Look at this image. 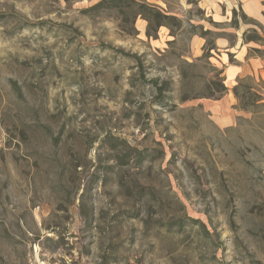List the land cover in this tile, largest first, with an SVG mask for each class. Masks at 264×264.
<instances>
[{"label":"rangeland","instance_id":"374dc122","mask_svg":"<svg viewBox=\"0 0 264 264\" xmlns=\"http://www.w3.org/2000/svg\"><path fill=\"white\" fill-rule=\"evenodd\" d=\"M99 1L0 0V264H264V85L220 105L194 6Z\"/></svg>","mask_w":264,"mask_h":264},{"label":"crops","instance_id":"0c3cea01","mask_svg":"<svg viewBox=\"0 0 264 264\" xmlns=\"http://www.w3.org/2000/svg\"><path fill=\"white\" fill-rule=\"evenodd\" d=\"M144 1L161 9L167 15L177 17L181 21V28L185 26V22L181 18L182 15L177 14L189 12L192 6L210 18L213 23L224 24V28L215 30L216 37L214 39L215 49L219 52L215 55L216 61L221 66V76L224 87L227 88V93L221 99L220 105L226 102L229 108L235 106L236 99L231 90L241 79L254 78L264 85V57L250 54V43L244 44L243 42V33L252 28L241 24L231 28L229 25L234 12H241L247 18L256 21L258 25H263L264 0H176V4H172L167 0ZM145 25H147V22L144 20ZM199 25L202 26L201 23ZM161 32L169 34L165 26L158 28V35ZM231 34L233 35L232 40L228 38ZM190 41V57L200 58L205 38L194 33L191 35Z\"/></svg>","mask_w":264,"mask_h":264},{"label":"trees","instance_id":"16d2710c","mask_svg":"<svg viewBox=\"0 0 264 264\" xmlns=\"http://www.w3.org/2000/svg\"><path fill=\"white\" fill-rule=\"evenodd\" d=\"M120 0H100L97 4H95L94 6H92L90 9L91 10H95V9H99L102 7H107L109 9H117L118 6H111L110 4H114L116 2H119ZM129 2L135 4L140 11L144 12V20L147 22L148 24V30L146 32V36L149 37H153V35L151 34L152 32L155 33L154 38L156 37V32L157 29L160 26H163V21L165 20H173L176 21L177 19L173 16L167 15L166 13H164L161 9L151 6L149 4H147L145 1L143 2H138L136 0H128ZM90 10V11H91ZM236 12L233 13V15H235ZM241 16L244 20H249L250 23H254L255 21H253L252 19L247 18L243 13H241ZM256 26H259V28L261 29V31L263 32L264 35V30L263 28L258 25L255 24ZM207 32H203L201 34V37L205 38ZM243 42L244 44H248L250 42H253L254 44H259L261 45V47H264V38L261 37V35H259L257 33V31L255 29H249L247 31H245L243 33ZM212 49V48H211ZM249 53L252 55H256L258 57H264V50L258 49V48H250ZM208 55H206L207 57ZM231 61V59H230ZM221 88H223V91H226V88L223 86V84H221ZM238 85V84H237ZM237 85L232 89L233 95L236 98V100L238 101V103H242L244 98L250 96V98L252 97V95L249 93L250 88H237ZM243 89L244 95L240 92ZM255 93V92H253ZM256 94V93H255ZM262 99H260L261 101ZM240 109L243 110H247L244 108V106H240Z\"/></svg>","mask_w":264,"mask_h":264}]
</instances>
